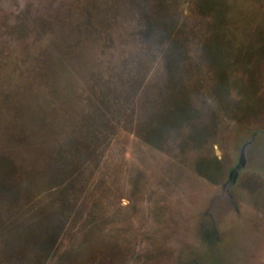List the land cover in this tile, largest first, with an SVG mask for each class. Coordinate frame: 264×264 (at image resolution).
<instances>
[{
    "label": "rangeland",
    "instance_id": "obj_1",
    "mask_svg": "<svg viewBox=\"0 0 264 264\" xmlns=\"http://www.w3.org/2000/svg\"><path fill=\"white\" fill-rule=\"evenodd\" d=\"M0 264H264V0H0Z\"/></svg>",
    "mask_w": 264,
    "mask_h": 264
}]
</instances>
